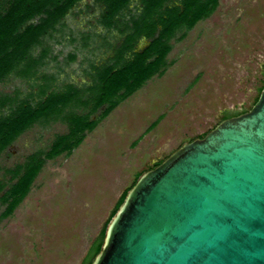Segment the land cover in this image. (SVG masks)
Segmentation results:
<instances>
[{"label":"rangeland","instance_id":"obj_1","mask_svg":"<svg viewBox=\"0 0 264 264\" xmlns=\"http://www.w3.org/2000/svg\"><path fill=\"white\" fill-rule=\"evenodd\" d=\"M103 12L97 0H81L43 37L33 50L35 57L47 51L37 77L11 73L0 83V100L13 101L0 103V120L20 102L34 105L43 83L85 89L94 67L113 63L123 31L141 16L143 5L130 0L111 28L103 24ZM148 44L142 37L135 51ZM169 45L165 73L154 75L107 117L100 119L107 106L93 114L98 124L84 142L72 155L50 160L24 202L0 223V264H81L139 173L214 129L225 112L250 109L263 85L264 0H219L207 19L175 30ZM66 132L59 120L21 134L0 157V181L10 180L7 170L49 150Z\"/></svg>","mask_w":264,"mask_h":264},{"label":"water","instance_id":"obj_2","mask_svg":"<svg viewBox=\"0 0 264 264\" xmlns=\"http://www.w3.org/2000/svg\"><path fill=\"white\" fill-rule=\"evenodd\" d=\"M92 264H264V88L138 178Z\"/></svg>","mask_w":264,"mask_h":264},{"label":"trees","instance_id":"obj_3","mask_svg":"<svg viewBox=\"0 0 264 264\" xmlns=\"http://www.w3.org/2000/svg\"><path fill=\"white\" fill-rule=\"evenodd\" d=\"M79 1L81 0H0V83L11 73L28 79L37 77L47 51L43 49L35 57L33 50L42 45L43 37L49 31H55L56 26ZM97 1L104 6L101 15L103 24L111 28L118 22L119 14L127 8L130 0ZM218 1L181 0L180 5L170 6V0H141V16L123 31L125 37L116 49L113 63L94 67L96 74L92 77L91 85L81 89L69 84L59 90L51 89L49 84L43 83L39 86L40 99L34 105L28 101L20 102L9 117L0 120V157L21 134L37 124L47 125L59 120L67 124V132L59 135L49 150L32 153L23 163L6 171L11 178L0 181V223L10 218L24 202L50 160L61 155H72L84 142L98 124V121L91 120L93 114L107 106L100 119L107 117L121 101L142 88L154 75L165 73V58L171 49L170 36L181 27L193 28L198 22L207 19ZM37 17L40 21L37 24L31 23ZM142 37L147 38L149 44L142 51H135ZM128 54L130 57L126 58ZM262 76L263 85L253 106L250 109L227 111L222 121L245 114L254 107L264 88V66ZM40 79L47 80L46 76H41ZM0 101L2 107L13 103L8 96ZM80 108L88 111L80 113ZM207 134L208 132L197 138H204ZM163 161H158L148 170ZM146 171L139 173L134 183L122 194L81 264L93 263L102 248L108 224L138 178Z\"/></svg>","mask_w":264,"mask_h":264}]
</instances>
